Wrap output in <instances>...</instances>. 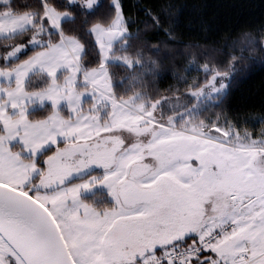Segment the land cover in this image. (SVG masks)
<instances>
[{
    "label": "snow or ice",
    "instance_id": "snow-or-ice-1",
    "mask_svg": "<svg viewBox=\"0 0 264 264\" xmlns=\"http://www.w3.org/2000/svg\"><path fill=\"white\" fill-rule=\"evenodd\" d=\"M131 7L0 0V264H264V18Z\"/></svg>",
    "mask_w": 264,
    "mask_h": 264
},
{
    "label": "trees",
    "instance_id": "trees-1",
    "mask_svg": "<svg viewBox=\"0 0 264 264\" xmlns=\"http://www.w3.org/2000/svg\"><path fill=\"white\" fill-rule=\"evenodd\" d=\"M137 2L138 0H126V3L132 6L130 10L133 13L137 11L135 7ZM141 2L155 4L159 0H141ZM179 3L185 7L186 21L195 22L202 18L211 23L214 31L221 35L264 18V0H179ZM185 32L186 39L197 34L187 28ZM188 71L193 77L202 76V73L195 70V66L190 67ZM231 97L235 102L244 100L256 106L264 101V63L259 59L248 61V67L232 81Z\"/></svg>",
    "mask_w": 264,
    "mask_h": 264
}]
</instances>
